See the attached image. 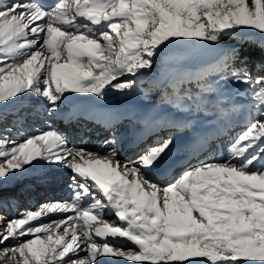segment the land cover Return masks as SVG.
I'll return each instance as SVG.
<instances>
[{
  "label": "snow or ice",
  "instance_id": "snow-or-ice-1",
  "mask_svg": "<svg viewBox=\"0 0 264 264\" xmlns=\"http://www.w3.org/2000/svg\"><path fill=\"white\" fill-rule=\"evenodd\" d=\"M113 96L150 110L93 106ZM64 171L69 198L19 210L17 185ZM0 210V264H264V0H0Z\"/></svg>",
  "mask_w": 264,
  "mask_h": 264
},
{
  "label": "rangeland",
  "instance_id": "rangeland-1",
  "mask_svg": "<svg viewBox=\"0 0 264 264\" xmlns=\"http://www.w3.org/2000/svg\"><path fill=\"white\" fill-rule=\"evenodd\" d=\"M250 33L249 35H251ZM142 88L145 90H148V96L152 97L155 95L154 90H150V85L143 83L141 85ZM76 102V101H73ZM84 103H87V101H83ZM157 104H159V100L157 99L155 101ZM77 103V102H76ZM81 103V102H78ZM89 103V102H88ZM94 107H97L101 111H107V112H113V113H125L128 109H136L139 111H148L150 110V102L149 100H146L144 97L141 96H134L129 97L127 99L125 98H117L115 96L109 97L104 102H98L96 105H93ZM70 106L65 107V111H70ZM243 120L242 116L236 117V122L241 123L239 121ZM47 123L51 124L53 127H56L62 131H68L75 137V142L78 146L87 147L90 149H95V147L98 145V143L103 139L106 133H104L102 130H99L94 125L89 124V128L91 129L90 134L85 135V140L81 141L78 136H76V133L73 132L74 125H70L67 120H62L59 117L56 118H50ZM24 129L31 131L32 129V120L29 117L28 120L24 124ZM234 127V131L229 133V135H234L235 132L240 131L241 129L238 127ZM132 126L129 125L127 122H125L123 125H121L119 131L120 133L131 136L132 134ZM15 135V133H13ZM162 136H167V133H161ZM155 137H148L147 143L151 144ZM221 148L220 149H214L215 155H221L223 154L225 157L227 156V146H228V139L222 138L219 141ZM133 147H130L128 144H125L124 148L122 149V158H127L129 156H133ZM203 158V157H201ZM181 157L177 155L176 153L173 154V156L170 158L169 163V169L165 175H162V173H156L153 175L154 179H157L161 184H167L169 181L172 180V178L180 172L181 168L186 167L188 165V161L184 160L182 162ZM192 163H196L195 160H192ZM71 183L70 180V173L67 171H64L60 174H58L55 177H48L47 179H34V180H27L19 185H17L14 189L15 195L19 199V210L23 211L25 209H32L35 210L36 207L44 202L45 200H48L47 198L42 199L43 197L47 196V194L56 193L57 191H60L63 194V199H67L70 197V188L69 184ZM55 191V192H54ZM40 199H42L40 201ZM18 215V212L16 211H3L0 210V216H5L6 218H11L13 216ZM54 219L56 217H53ZM113 217H109V219H112ZM44 222H47V219L44 220ZM131 246V245H128ZM118 264H125V262L118 261Z\"/></svg>",
  "mask_w": 264,
  "mask_h": 264
},
{
  "label": "trees",
  "instance_id": "trees-1",
  "mask_svg": "<svg viewBox=\"0 0 264 264\" xmlns=\"http://www.w3.org/2000/svg\"><path fill=\"white\" fill-rule=\"evenodd\" d=\"M246 39L249 41L248 44H242L243 49L247 51V53L252 56L255 60H259L261 53L260 49L256 47V45L259 43V37L258 34L252 33L251 35H248ZM224 46H231L236 44L235 39H226L222 42ZM148 85H150V79L146 78V81L144 82ZM243 121V120H242ZM241 120L239 122H242Z\"/></svg>",
  "mask_w": 264,
  "mask_h": 264
},
{
  "label": "bare ground",
  "instance_id": "bare-ground-1",
  "mask_svg": "<svg viewBox=\"0 0 264 264\" xmlns=\"http://www.w3.org/2000/svg\"><path fill=\"white\" fill-rule=\"evenodd\" d=\"M77 103L78 102H81V103H84L83 101H76ZM76 102H73V104H77ZM90 103V102H89ZM85 104H88V101H87V103H85ZM70 109H71V107H70ZM162 175H165L164 173H162ZM61 191V190H60ZM60 191H57L56 193H52V194H47V196H45V197H43L42 199H44V198H47V199H63V194L60 192ZM55 192V191H54ZM42 199H40V201L42 200ZM45 200V199H44ZM43 201V200H42Z\"/></svg>",
  "mask_w": 264,
  "mask_h": 264
}]
</instances>
